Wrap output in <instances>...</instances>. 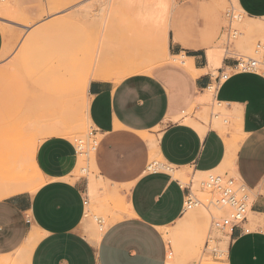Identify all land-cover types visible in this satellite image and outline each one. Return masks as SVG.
Segmentation results:
<instances>
[{"label":"crops","instance_id":"0c3cea01","mask_svg":"<svg viewBox=\"0 0 264 264\" xmlns=\"http://www.w3.org/2000/svg\"><path fill=\"white\" fill-rule=\"evenodd\" d=\"M237 4L248 19L264 18V0ZM171 11L163 22L164 40L153 50L165 61L181 58L177 65L183 67H127L120 76L100 69L86 87L85 115L98 137L90 164L124 200L126 215L93 239L84 221L88 183L74 180L78 149L66 138L43 139L26 173L0 171V264H166L164 231L184 217L189 188L174 172L182 178L214 173L226 154L224 135L211 123L204 132L191 125L204 128L195 116L204 112L198 100L207 92L236 126L239 143L230 163L252 195L250 214L264 218V72L236 73L231 58L211 69L207 54L214 48L197 17L191 27L184 22L198 8L179 7L173 22ZM3 47L0 29V54ZM152 157L166 171H150L158 164L150 165ZM248 227L246 220L229 232L225 264H264V227Z\"/></svg>","mask_w":264,"mask_h":264},{"label":"rangeland","instance_id":"374dc122","mask_svg":"<svg viewBox=\"0 0 264 264\" xmlns=\"http://www.w3.org/2000/svg\"><path fill=\"white\" fill-rule=\"evenodd\" d=\"M188 3L198 11L197 15L187 16L185 25L191 27L197 17L216 57L258 58L254 52L264 44V18L248 19L237 0H0L4 38L0 54V156L7 159L0 162V171L26 173L34 146L51 130H61L60 138L70 140L80 155L74 180L88 183L90 203L84 221L93 239L101 237L127 212L124 200L103 184L91 167L90 157L98 137L87 124L84 83L99 69L120 76L130 65L142 71L166 63L183 67L177 65L181 58L163 61L153 49L161 38L168 12L172 9L169 20L173 22L179 7ZM202 106L204 112L195 117L204 128L191 125L204 132L211 123L224 135L226 154L214 173L182 178L181 172L182 175L174 172L201 204L186 211L181 221L164 231L169 247L166 264H225L230 231L222 226L221 219L230 211L218 206V194L201 187V183L213 175L226 176L240 185L230 163L239 139L223 107L211 101ZM151 160L154 162L150 165L158 164L150 171H166L158 158ZM248 195L252 201V195ZM246 220L247 229L257 223L264 227V218H256L250 211Z\"/></svg>","mask_w":264,"mask_h":264},{"label":"built area","instance_id":"2783aa9c","mask_svg":"<svg viewBox=\"0 0 264 264\" xmlns=\"http://www.w3.org/2000/svg\"><path fill=\"white\" fill-rule=\"evenodd\" d=\"M254 54L257 55V59H233L235 62L233 71L236 73L264 72V44L258 45ZM79 151H81L80 148ZM201 187L210 192H216L219 197L216 204L220 207L229 209L230 212L228 216L221 219V224L224 228H228L229 231H231L246 221V214L250 211L251 201L248 195L249 192L244 185L241 183L237 185L231 179H227L226 176L216 177L210 175L205 182L201 183ZM200 204L201 202L193 195L191 188H188L184 202V213Z\"/></svg>","mask_w":264,"mask_h":264},{"label":"bare ground","instance_id":"6f19581e","mask_svg":"<svg viewBox=\"0 0 264 264\" xmlns=\"http://www.w3.org/2000/svg\"><path fill=\"white\" fill-rule=\"evenodd\" d=\"M166 7V6H165ZM150 9H154V8H150ZM157 10V9H156ZM160 11V10H159ZM141 13V12H140ZM159 13V12H158ZM142 14V13H141ZM140 14V15H141ZM157 14V13H156ZM158 15H160V14H158ZM163 15V14H162ZM142 16H144V15H142ZM146 16V15H145ZM146 18V17H145ZM151 19H153V16L151 17ZM161 19V18H160ZM160 19H159V21H160ZM18 20V19H17ZM156 20H158V18L156 19ZM153 21V20H152ZM158 22V21H157ZM147 23V22H146ZM140 24H141V21H140ZM149 24V23H148ZM155 24H156V22H155ZM141 26V25H140ZM154 28H156V27H154ZM166 27H165V25H162V29H165ZM157 29V28H156ZM161 29V31L163 32V30ZM150 30V29H149ZM155 30V29H154ZM166 30V29H165ZM152 31H153V29H152ZM165 32V31H164ZM153 34V33H152ZM159 36V35H158ZM149 37V36H148ZM161 37V38H160ZM159 38L160 39H158L160 42H161V39L162 40H164V36H160ZM152 39V38H151ZM157 41V40H156ZM158 42V41H157ZM152 43V42H151ZM155 45V44H154ZM162 45H164V43L162 42ZM157 47H158V45H157ZM151 47H149V49H150ZM160 48V47H159ZM163 48V47H162ZM142 50V49H141ZM160 50H161V48H160ZM103 51V50H102ZM161 51H163V49L161 50ZM158 52H159V50H158ZM110 53V52H109ZM160 53H162V52H160ZM163 53H164V51H163ZM165 54V53H164ZM163 54V55H164ZM136 55V54H135ZM141 56H143V54L141 55ZM162 56V55H161ZM158 58V57H157ZM165 58H166V56H165ZM164 57H163V59L162 58H160V59H162V60H164L165 59ZM133 59H135L134 57H133ZM207 59H208V63H209V67L211 68V69H217L219 66H220V63H221V60H220V58H218V57H216V54H215V52H214V50H212V51H209L208 52V54H207ZM157 60V59H156ZM177 60V59H176ZM165 61V60H164ZM181 61H184V60H182L181 59ZM146 62V61H145ZM119 63V62H118ZM157 63V62H156ZM185 65H188L187 64V61L185 60V62H183ZM153 65H154V63H153ZM99 66V65H98ZM148 66V65H147ZM100 67V66H99ZM102 67V66H101ZM130 67H131V65H130ZM134 69V68H133ZM139 68H137V70H138ZM100 70V69H99ZM102 70V69H101ZM98 71V70H97ZM136 71V70H135ZM101 72V71H100ZM134 72V71H133ZM143 72V71H142ZM97 73V72H96ZM98 74V73H97ZM95 76V75H94ZM88 82L89 81H86L85 83H84V85H85V88L87 87V84H88ZM211 94L209 93V92H207L201 99H199L198 100V102L200 103V101H201V103L203 104H205V102H209V101H211ZM207 104V103H206ZM200 105V104H199ZM86 120H87V124L90 126H93L92 124H91V122L86 118ZM62 132H61V130H59V129H53V130H51V132L50 133H48V134H46V135H44V139H46V138H50V137H62ZM237 148H238V145H237V147H235V149H233L232 150V154H231V156H232V158H233V160L235 159V155H236V151H237ZM90 162H91V164H92V153H91V157H90ZM80 164V163H79ZM84 170V169H83ZM82 172H85V171H82ZM35 175L36 174H38V173H34ZM176 177H178V176H176ZM177 179V178H176ZM179 179H181L182 180V178H179ZM10 184H11V182H10ZM19 191V190H18ZM3 197V196H2ZM38 238H36L35 239V241L34 242H36V240H37ZM94 239H96V241H98L99 239H100V236L99 237H96V238H94ZM33 243V242H32ZM32 245H34V244H32Z\"/></svg>","mask_w":264,"mask_h":264}]
</instances>
